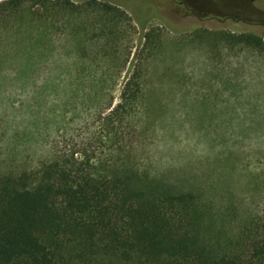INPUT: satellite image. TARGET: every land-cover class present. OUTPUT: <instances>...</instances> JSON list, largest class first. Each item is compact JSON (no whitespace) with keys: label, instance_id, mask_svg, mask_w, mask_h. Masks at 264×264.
<instances>
[{"label":"rangeland","instance_id":"1","mask_svg":"<svg viewBox=\"0 0 264 264\" xmlns=\"http://www.w3.org/2000/svg\"><path fill=\"white\" fill-rule=\"evenodd\" d=\"M72 1L77 9L24 0L0 15V138L8 148L27 149L56 129L61 98L83 85L94 92L105 78L115 102L130 65H140L154 120L145 167L196 186L212 172L220 194L233 189L250 209V168L264 162V48L220 42L210 30L253 32L264 43V0H98L126 17ZM152 27L160 28L158 48L140 51ZM76 117L69 127L82 137L87 120Z\"/></svg>","mask_w":264,"mask_h":264},{"label":"trees","instance_id":"2","mask_svg":"<svg viewBox=\"0 0 264 264\" xmlns=\"http://www.w3.org/2000/svg\"><path fill=\"white\" fill-rule=\"evenodd\" d=\"M80 1L126 17L118 4ZM23 2L1 0L0 15ZM159 29L143 33L140 51L157 50ZM210 31L220 42L264 48L253 32ZM131 67L115 102L100 78L94 92L83 85L61 98V123L27 149L0 138V264H264V162L250 168V209L233 189L220 194L212 172L196 186L149 170V81ZM75 116L87 120L82 137L69 127Z\"/></svg>","mask_w":264,"mask_h":264}]
</instances>
